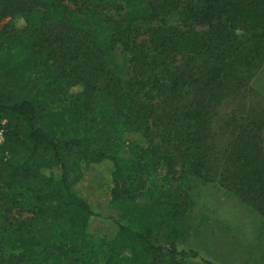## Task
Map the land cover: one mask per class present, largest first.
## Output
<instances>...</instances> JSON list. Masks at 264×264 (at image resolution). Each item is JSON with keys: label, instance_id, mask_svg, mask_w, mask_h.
<instances>
[{"label": "trees", "instance_id": "1", "mask_svg": "<svg viewBox=\"0 0 264 264\" xmlns=\"http://www.w3.org/2000/svg\"><path fill=\"white\" fill-rule=\"evenodd\" d=\"M115 7L122 10L117 20L101 16ZM171 15L177 25L164 26ZM7 18L0 28V264H93L97 244L103 264H217L172 240L189 206L186 187L169 204L162 245L151 240L134 194L144 189L149 202L160 203L163 156L149 132L157 96L167 97L178 122L181 176L203 177L206 98L235 66L239 38L251 59L264 54L258 2L0 0V21ZM114 47L134 71L125 84L105 71ZM234 126L240 171L232 187L264 218V108L242 109ZM83 163L102 171L123 220L95 214L70 192ZM22 208L28 217L9 218Z\"/></svg>", "mask_w": 264, "mask_h": 264}, {"label": "rangeland", "instance_id": "2", "mask_svg": "<svg viewBox=\"0 0 264 264\" xmlns=\"http://www.w3.org/2000/svg\"><path fill=\"white\" fill-rule=\"evenodd\" d=\"M187 1V0H185ZM264 10V0H256ZM117 6H121L117 3ZM122 13L120 7L102 11L101 16L117 20ZM8 18L0 21L1 26ZM164 26H176L177 16H167ZM16 24H19L18 22ZM241 45L235 55V66L226 68L215 82L206 98L205 168L202 178H184L180 173L182 149L174 139L178 122L170 114L167 97L157 96L150 102L152 117L149 132L153 145L159 147L162 189L158 193L159 204L153 205L143 195L144 189L136 192L134 205L146 219L151 230V240L156 244L169 241L168 228L163 222L170 216V205L178 186L187 190L189 206L175 225L172 240L198 255L217 264H264V218L250 207L233 186L239 177L238 163L234 156L233 136L235 120L242 109L264 108V54L251 59L246 52V41L239 38ZM105 71L122 84L133 80L134 71L129 55L120 47H114L105 58ZM195 71L201 66L196 58ZM189 94L181 100H189ZM97 99V98H94ZM81 176L70 182L69 190L81 198L89 209L99 216H109L117 221L125 218V210L111 201L102 185V171L94 165L80 166ZM51 177H59L58 166L50 169ZM149 181H146V188ZM28 214L24 208L11 212L9 218L24 219ZM93 264H103L105 249L97 244Z\"/></svg>", "mask_w": 264, "mask_h": 264}, {"label": "built area", "instance_id": "3", "mask_svg": "<svg viewBox=\"0 0 264 264\" xmlns=\"http://www.w3.org/2000/svg\"><path fill=\"white\" fill-rule=\"evenodd\" d=\"M2 142V129L0 128V144Z\"/></svg>", "mask_w": 264, "mask_h": 264}]
</instances>
